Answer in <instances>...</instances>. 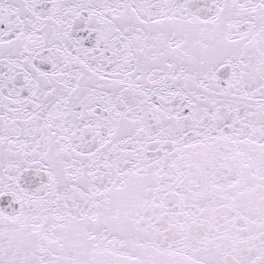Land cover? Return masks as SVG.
<instances>
[{
  "label": "snow or ice",
  "instance_id": "1",
  "mask_svg": "<svg viewBox=\"0 0 264 264\" xmlns=\"http://www.w3.org/2000/svg\"><path fill=\"white\" fill-rule=\"evenodd\" d=\"M0 264H264V0H0Z\"/></svg>",
  "mask_w": 264,
  "mask_h": 264
}]
</instances>
